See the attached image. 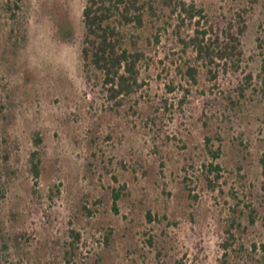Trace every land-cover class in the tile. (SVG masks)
<instances>
[{
  "label": "rangeland",
  "instance_id": "374dc122",
  "mask_svg": "<svg viewBox=\"0 0 264 264\" xmlns=\"http://www.w3.org/2000/svg\"><path fill=\"white\" fill-rule=\"evenodd\" d=\"M186 1L201 11L204 28L223 25L247 4ZM5 2L0 0V231L9 238L6 260L264 264V99L252 88L243 99L235 91L247 72L258 83L264 0L247 14L244 72H220L216 80L179 40V33L192 35L194 25L185 21L177 29L178 16L168 10L155 25L146 22L137 31L146 54L144 84L119 107L106 98L102 76L87 78L83 70L85 0H22L15 17ZM186 64L198 67L197 83L183 74ZM34 150L41 159L37 178L29 162ZM215 163L220 169L210 172ZM214 175L212 189L206 176ZM233 208L243 229L224 248ZM70 227L81 232L74 249L67 244Z\"/></svg>",
  "mask_w": 264,
  "mask_h": 264
},
{
  "label": "trees",
  "instance_id": "16d2710c",
  "mask_svg": "<svg viewBox=\"0 0 264 264\" xmlns=\"http://www.w3.org/2000/svg\"><path fill=\"white\" fill-rule=\"evenodd\" d=\"M258 1L247 0V4L234 10L221 26L210 23L207 28H204L201 22L204 16L201 11L196 9L192 2L186 0H85L81 12L84 28L81 59L84 73L87 78L92 72L99 73L102 76L101 85L106 98L115 107L121 106L125 96L134 93L144 84L140 68L146 54L144 48L139 45L140 36L137 31L142 29L146 22L155 25L164 10H168L170 15L177 14L179 20L177 29L185 21L194 25L193 34L182 37L179 33V40L184 49H193L195 58L207 67L210 79L216 80L220 72H244L241 37L247 29V14L251 6ZM21 2L22 0H6L5 9L11 17H15L20 11ZM197 15H199L198 18H196ZM256 41L261 57L257 75L258 83H252L251 72L245 73L235 87L238 99H243L249 88L255 90L264 99V20L259 25ZM183 74L192 83H197L199 75L197 66L186 64ZM235 102L237 103L238 100ZM262 123L264 129V118ZM34 141L37 145L41 139L36 135ZM29 162L33 176L39 177L41 159L37 150L30 153ZM259 163L264 177V148L260 153ZM210 168V172L217 173L220 166L215 163L210 164ZM206 177L209 186L214 189L216 175L214 179ZM117 196L118 194H115L114 198L116 199ZM193 197L196 198V195L193 194ZM113 208L116 210L115 203ZM232 210V218L226 228L228 240L224 243V248L230 246V243L235 240V230L237 232L243 229L239 214L235 213L234 208ZM254 221L255 216L251 210L249 222L254 223ZM68 236V246L70 249L76 248L81 241V232L70 227ZM19 237L21 235L16 236L15 242ZM8 240L9 238L2 236L0 231V264H12L5 258L6 251L9 249Z\"/></svg>",
  "mask_w": 264,
  "mask_h": 264
}]
</instances>
